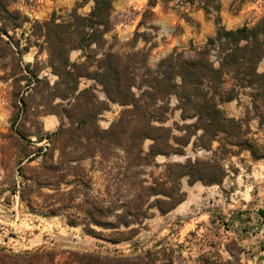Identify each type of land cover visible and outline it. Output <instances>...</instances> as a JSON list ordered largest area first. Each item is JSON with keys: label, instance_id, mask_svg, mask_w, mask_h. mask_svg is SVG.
Here are the masks:
<instances>
[{"label": "trees", "instance_id": "obj_1", "mask_svg": "<svg viewBox=\"0 0 264 264\" xmlns=\"http://www.w3.org/2000/svg\"><path fill=\"white\" fill-rule=\"evenodd\" d=\"M17 1L0 0V59H8L15 70L8 76L14 82V107L27 114L33 104L35 109L42 108V116L58 120L54 132L35 134L38 142L49 141L48 148L37 149L40 163L29 166L36 156L27 154L22 161L28 164L18 168L23 179L18 192L28 209L38 203L50 213L72 208L67 225H80L92 238L119 244L135 237L155 211L164 216L184 202L183 180L189 186L210 187L220 186L227 176L215 159L158 164V156H183L192 145L221 159L243 151L254 161L264 159L261 146L249 137L248 122L230 117L223 108L242 95L250 98L254 112L264 106V72H258L264 60V14L251 25L226 29L219 0H183L190 6L197 4L206 16L215 13L214 35L201 47L173 49L152 66L150 49L136 46L138 38L147 43L149 34L135 32L126 53L107 40L116 25L115 0H82L66 17L52 13L47 20L34 21L22 48L10 36L28 22L14 7ZM87 3L92 4L89 14H79L78 8ZM157 3L147 0L138 27L146 25ZM182 16L188 19L187 12ZM31 47L36 48L34 63L22 66V55ZM73 51L81 52V61H71ZM42 54L45 68L56 78L52 83L39 78L42 68L37 60ZM81 80L92 83L80 88ZM22 82L29 87L25 89ZM172 98L180 118L193 120L178 128L183 132L180 136L162 125L172 111ZM111 104L121 110L108 129H102L100 117ZM257 117L261 125L263 116ZM14 134L26 140L19 131ZM146 140L151 141L147 151L143 149ZM214 143L218 145L213 150ZM86 160L91 161L90 168L82 165ZM94 172L104 176L102 189L92 187ZM258 213L264 216L262 210ZM161 254L163 250L134 257L68 252L66 260L58 263L53 250H2L0 264H157ZM202 264L222 262L208 257Z\"/></svg>", "mask_w": 264, "mask_h": 264}, {"label": "rangeland", "instance_id": "obj_2", "mask_svg": "<svg viewBox=\"0 0 264 264\" xmlns=\"http://www.w3.org/2000/svg\"><path fill=\"white\" fill-rule=\"evenodd\" d=\"M81 1L18 0L14 7L27 17L28 22L22 29L10 32V36L19 40L22 48L26 45L25 38L34 21L47 20L52 13L66 17ZM219 3V15L226 29L251 25L264 14V0H219ZM146 5L147 0H115L116 25L106 37L114 44L115 50L126 53L135 32L149 34L147 43L138 38L136 46L150 49L149 63L153 66L173 49L201 47L208 37L214 35L215 13L206 16L197 4L190 6L183 0H158L146 25L138 27L143 20L142 13ZM91 6V3H87L78 8L77 12L87 15ZM183 12L188 13V19L182 16ZM35 55L36 48L31 47L22 55V66L33 64ZM80 57V51L70 54L72 62L80 61ZM45 61V54L38 56L37 67L42 68L39 78L46 77L52 83L56 78L45 68ZM12 65L8 59H0V251L20 253L53 250L57 253L58 263L66 260L68 252L134 257L163 250L165 256L161 254L162 261L157 264H202L203 259L208 257L222 264H264V216L258 213L259 210L264 212V159L254 161L251 156L240 158L239 155L221 159L210 151L195 149L192 145L185 148L183 156H158V164L167 161L184 162L187 158L215 159L222 164L227 176L220 186L210 187L197 183L190 188L186 180H183L184 190L188 194L186 202L177 211L164 215V218L155 211L154 216L144 222L135 237L119 244L92 238L84 234L80 225H67V219L71 218L68 214L74 212L72 208L50 213L38 203L33 210L28 209L20 200L18 192L23 183L18 168L28 164L22 161L27 154L36 156L29 166L40 163L41 156L37 149L45 150L49 147V141L44 138L38 142L35 134L52 133L57 126L44 128L42 122L46 116L40 114L42 108L35 109L33 104H30L33 109L27 114L14 107V82L8 77L15 73ZM91 83L81 80L80 88L90 86ZM21 85L25 89L29 87L26 82ZM97 94L105 100L102 92L97 91ZM176 104V99L172 98V111L162 125L171 128L174 136H180L183 132L178 128L192 124L193 120L183 121L180 111L176 110ZM226 104L223 108L227 114L230 117L238 116L237 108L227 109L230 105ZM237 104L241 107L239 112H243V117L239 119L248 122L251 132L249 137L261 146L264 154V108L254 112L247 95H242ZM120 110L118 105L111 104L110 109L100 117L99 126L108 129ZM257 116H263L261 125L257 123ZM51 118L54 120V117ZM14 131H19L26 140H19ZM150 144L151 141L146 140L143 149L147 151ZM217 145L214 143L212 149ZM82 165L90 168L91 161L86 160ZM90 176L93 189H102L105 185L104 176L96 172Z\"/></svg>", "mask_w": 264, "mask_h": 264}, {"label": "crops", "instance_id": "obj_3", "mask_svg": "<svg viewBox=\"0 0 264 264\" xmlns=\"http://www.w3.org/2000/svg\"><path fill=\"white\" fill-rule=\"evenodd\" d=\"M115 13V12H114ZM210 37H212V36H210ZM210 37H208V38H210ZM207 38V39H208ZM206 39V40H207ZM174 43V42H173ZM198 48V47H197ZM172 52V51H171ZM79 60L81 61L82 59H81V57L79 58ZM258 72H260V73H262V72H264V60L259 64V66H258ZM241 97V96H240ZM240 99V98H239ZM237 102H238V100H235L234 102L232 101V102H230V103H228V104H226V105H230L229 107L227 106V109H234V107L235 108H237V110L238 111H236L237 113H238V116H236V115H232L233 117H235L236 119H239V118H242L243 117V112H239L240 110H241V107L240 106H237L238 104H237ZM233 105V106H232ZM263 108H264V106H263ZM235 110V109H234ZM51 117H54L53 119L54 120H51L52 118ZM257 123H258V121H257ZM42 125H43V127L44 128H48V129H52V128H55L57 125H58V120H57V118L55 117V116H53V115H48V116H46V117H44V120H43V122H42ZM238 157V156H237ZM239 157L240 158H242V157H244V158H250V154H249V152H242L241 154H239ZM252 160V159H251ZM248 163H251L250 161H248ZM236 166H238V165H236ZM235 166V167H236ZM197 184V183H196ZM188 185V184H187ZM195 185V184H194ZM193 185V186H194ZM188 187H192V186H189L188 185ZM182 188H183V191H185L184 190V185H183V182H182ZM186 192V191H185ZM186 194H187V192H186ZM187 198H188V194H187V196H186V199H185V201L184 202H182L180 205H178L173 211H177L185 202H186V200H187ZM172 211V212H173ZM169 214V213H168ZM162 218H164L165 216H161Z\"/></svg>", "mask_w": 264, "mask_h": 264}]
</instances>
